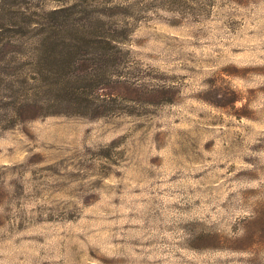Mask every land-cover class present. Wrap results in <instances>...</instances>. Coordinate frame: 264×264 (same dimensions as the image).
Here are the masks:
<instances>
[{
  "label": "rangeland",
  "instance_id": "374dc122",
  "mask_svg": "<svg viewBox=\"0 0 264 264\" xmlns=\"http://www.w3.org/2000/svg\"><path fill=\"white\" fill-rule=\"evenodd\" d=\"M0 264H264V0H0Z\"/></svg>",
  "mask_w": 264,
  "mask_h": 264
},
{
  "label": "trees",
  "instance_id": "16d2710c",
  "mask_svg": "<svg viewBox=\"0 0 264 264\" xmlns=\"http://www.w3.org/2000/svg\"><path fill=\"white\" fill-rule=\"evenodd\" d=\"M49 41L50 40L42 41L41 47L42 49H44V47L48 43L47 49H48L49 55L53 52H57L55 63L58 62V59H61L63 62L66 55L69 59H71V57L74 56L75 51L71 47L64 46V44L62 42L59 43L58 40H54L53 42H49ZM51 64H54V62H51ZM98 69L101 70V66H99ZM54 76H57V75H54ZM99 76H101V74ZM101 79L102 78H99V82L101 81ZM15 101L16 103L13 102V104L15 103L14 105H16V108L14 111H12V116H11L12 122L16 123L20 120H29V121L35 120L40 116V114L37 115L39 113V111L37 110V107L39 106L38 102H32V100H29V99H19ZM23 110H25L26 113L28 114L27 115L23 114ZM39 110H41V107H39Z\"/></svg>",
  "mask_w": 264,
  "mask_h": 264
}]
</instances>
